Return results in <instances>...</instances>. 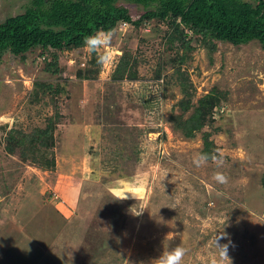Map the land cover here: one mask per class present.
<instances>
[{"label":"rangeland","instance_id":"rangeland-1","mask_svg":"<svg viewBox=\"0 0 264 264\" xmlns=\"http://www.w3.org/2000/svg\"><path fill=\"white\" fill-rule=\"evenodd\" d=\"M27 2L0 0V21ZM117 4L132 18L143 11ZM113 30L112 62L103 67L88 64L95 56L83 47L59 52L57 71L46 67L48 56L37 61L39 49L0 59V264H156L179 245L181 264H213L222 231L227 238L218 242L228 245L232 264H264V52L255 41H215L211 53L190 41L181 67L194 87L192 103L212 88L225 100L221 113L186 139L168 119L181 93L166 26ZM123 53L135 74L115 79ZM83 67L96 75L78 78ZM148 89L157 102L147 111L140 96ZM55 109L50 148L34 143L25 157L18 147L6 150L7 132L21 140ZM203 132L217 160L197 167ZM216 172L227 181H215Z\"/></svg>","mask_w":264,"mask_h":264},{"label":"trees","instance_id":"trees-1","mask_svg":"<svg viewBox=\"0 0 264 264\" xmlns=\"http://www.w3.org/2000/svg\"><path fill=\"white\" fill-rule=\"evenodd\" d=\"M122 1L141 4L143 11L132 18L128 9L117 4V0H28L21 12L7 15L0 21V59L4 53L23 59L26 53L39 49L38 55L47 53L50 58L46 67L57 71L58 53L83 47V37L86 35L95 34L101 29L113 30L120 22L134 28L151 21L161 22L167 29L163 40L169 49L174 50L170 65L181 93V98L176 102L177 109L168 114V119L171 127L178 130L182 137L193 138L205 122L212 121L215 110L225 100V94L212 88L192 103L194 87L181 67L193 48L190 41L198 40L208 53L216 50L215 41L235 46L255 41L264 52V0ZM90 63H96L94 57L90 58ZM134 68V63L123 53L112 76L115 79L123 76L133 78ZM96 73L97 69L83 67L76 71V76L90 79ZM154 76L153 83L160 79L159 71ZM36 85L50 88V85ZM148 92L147 96H140L147 111L152 110L157 102V94L151 92V89ZM59 117L55 109L52 119L44 127L28 133L21 140L15 131L7 132L3 137L6 150L12 151L18 147L22 154L25 149L31 155L35 150L34 143L50 148L53 143V127ZM200 139L199 153L211 156L213 143L209 133L203 132ZM260 183L264 188V171L260 175Z\"/></svg>","mask_w":264,"mask_h":264},{"label":"clouds","instance_id":"clouds-1","mask_svg":"<svg viewBox=\"0 0 264 264\" xmlns=\"http://www.w3.org/2000/svg\"><path fill=\"white\" fill-rule=\"evenodd\" d=\"M115 36L114 30H98L95 34L86 35L83 37V48L87 51L90 56H95L97 65L103 67L105 64L112 62V55L110 52L113 38ZM209 159L216 161L215 155H209L207 153H195L193 155V164L197 167H201L208 163ZM213 179L219 183H225L227 177L220 172H216L213 175ZM127 195L117 196L115 199H126ZM169 237V235H168ZM167 237V238H168ZM227 238V234L223 231L220 237L215 236L214 244L219 252V261H213V264H224L225 261H230L228 256V245L219 244V239ZM185 255V249L183 247L176 246L171 250L164 251L158 259L156 264H181L182 259ZM232 264V262H231Z\"/></svg>","mask_w":264,"mask_h":264},{"label":"built area","instance_id":"built-area-1","mask_svg":"<svg viewBox=\"0 0 264 264\" xmlns=\"http://www.w3.org/2000/svg\"><path fill=\"white\" fill-rule=\"evenodd\" d=\"M127 23H125V22H120L119 23V25H118V27H120V28H122V27H124L125 25H126ZM128 25V24H127ZM47 58V53H43V54H41V55H38V57H37V61H43V60H45ZM47 60H48V58H47ZM81 64H83V62L81 63ZM222 107H220L219 109H217V110H215V113H214V115L215 114H220L221 113V111H222Z\"/></svg>","mask_w":264,"mask_h":264}]
</instances>
